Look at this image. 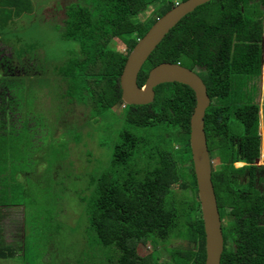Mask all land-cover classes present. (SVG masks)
Segmentation results:
<instances>
[{
	"label": "trees",
	"instance_id": "obj_1",
	"mask_svg": "<svg viewBox=\"0 0 264 264\" xmlns=\"http://www.w3.org/2000/svg\"><path fill=\"white\" fill-rule=\"evenodd\" d=\"M80 1L66 10L64 37L77 42L80 50L57 67L66 84L62 98L66 104L75 101L85 104L96 116L119 107L125 113L124 127L119 131L109 167L90 179L93 192L82 198L90 232L87 239L99 249L85 250L77 264H87L97 253H103L106 264H158L159 256L140 255L141 245L151 242L155 245L153 250H157L158 242L174 236L184 239L185 246L170 249L172 258L178 254L181 264H205L206 234L190 146L195 93L182 83H164L155 88L151 104L125 105L120 82L127 58L138 40L159 18L186 0ZM262 1L212 0L199 6L159 43L138 77L142 86L150 70L163 62L180 63L193 70L200 68L212 101L205 117L208 148L211 152L220 147L224 163L234 152L231 119L240 120L245 126L241 137L245 145L259 143L255 81L262 74ZM150 5H157L153 16L146 21L138 19ZM33 10L31 0H0V19L8 14L9 24ZM116 38L126 44L128 53L111 48ZM5 87L12 90L17 86ZM7 105L12 111L21 107L16 96L8 98L7 103L2 97V107ZM21 122L20 129L11 126L4 132L0 130V217L3 207L24 205L32 211L28 187L17 179L21 173L17 163L23 168L21 159L26 151L39 148L34 133L38 119L24 114ZM23 128L27 130L25 133L21 131ZM218 140L222 144L218 145ZM169 141L172 147L168 146ZM212 180L220 210L225 211L228 205L241 199L230 192L226 168L214 172ZM21 186L23 190L16 200L8 204L6 197ZM177 187L182 195L180 202L174 195ZM235 205V229L225 231L221 264H264V234L244 217V204ZM32 217L27 221L31 227L36 224ZM64 221L57 214L56 233L66 232L67 228L74 231ZM61 224L67 226L66 230ZM229 237L234 238L236 247L230 245ZM17 254V247L4 244L0 226V264Z\"/></svg>",
	"mask_w": 264,
	"mask_h": 264
},
{
	"label": "rangeland",
	"instance_id": "obj_2",
	"mask_svg": "<svg viewBox=\"0 0 264 264\" xmlns=\"http://www.w3.org/2000/svg\"><path fill=\"white\" fill-rule=\"evenodd\" d=\"M32 1L34 3L32 13L16 18L11 24L6 22V18H9L8 14H4L0 19V44H2L0 55H10L11 50L21 49L25 53L21 58L26 57V62L29 58L27 56H36L35 58L39 59L38 66L34 70L37 74L34 76L35 73L32 71L33 82L30 87L27 82V86L18 91L19 98L12 91L21 107L18 111L10 113V119L3 121L4 124L0 123V130L4 132L10 124L20 128L23 124L21 117L24 114L35 118L42 115L43 118L38 120L35 135L40 136V128L46 127L49 133L41 140L37 139L40 141L37 151L34 149L26 151L21 159L23 168L17 163V167L21 169L17 179L19 181L25 179L29 186L26 189L30 200H33V205L30 207L32 211H27L26 207L10 209L8 216L0 222V226L4 243L10 245L15 243L22 226H25L26 211L27 221L32 217L30 214L33 215L32 220L36 221L27 238L25 256L9 259L8 264H69L68 261L75 264L89 246L85 203L82 198L89 197L93 192L94 186L89 185L90 179L98 177L110 165L119 131L124 127L125 109L114 108L96 116L83 103L64 102L62 94L66 84L59 76L61 74L57 73V67L77 54L80 46L74 40L63 38L62 27L67 8L78 0ZM156 7L157 5H150L138 19L146 21L153 16ZM249 11L250 6L247 7V12ZM110 46L128 53V48L121 39H114ZM16 56L20 55L16 54ZM262 78L264 84V74ZM260 102L262 103L261 100ZM45 116L50 121L46 122ZM229 127L238 136L243 135L246 130L243 123L235 118L231 119ZM21 131L25 133L27 130L23 128ZM172 144L169 141L168 146L172 147ZM215 164H217L216 160ZM179 189V187L174 189L175 199L178 202L182 199ZM22 190V186L18 191L14 190L8 198L6 197V202L9 204L16 200ZM57 214L60 218L63 216V221L68 222L74 231L71 232L67 228L66 232L62 231L57 236ZM197 214L199 215V212ZM61 225L62 229L66 230L67 226ZM27 226H30L28 222ZM184 246L185 240L174 236L166 242H158L157 250H153L155 245L151 242L147 245L142 244L139 250L141 256L149 253L154 257L159 256L158 264H181V257L178 254H175L174 260L170 262L169 250L184 249ZM94 249L99 248L94 245ZM101 257H104L103 253L92 255L89 264L95 262L99 264L97 258L101 259ZM101 263L106 264V261Z\"/></svg>",
	"mask_w": 264,
	"mask_h": 264
},
{
	"label": "water",
	"instance_id": "obj_3",
	"mask_svg": "<svg viewBox=\"0 0 264 264\" xmlns=\"http://www.w3.org/2000/svg\"><path fill=\"white\" fill-rule=\"evenodd\" d=\"M212 0H186L175 5L159 18L148 33L138 40L130 52L121 75L122 99L128 105H148L154 102L155 88L160 84L178 82L195 93L196 106L191 117L190 146L197 180L200 209L206 234L205 264H221L225 249L222 221L213 184V160L205 131L206 112L211 105L207 85L193 69L180 63L163 62L152 68L146 82L140 86L139 73L159 43L185 16ZM264 74V47L262 49ZM261 77V78H262ZM263 79V78H262Z\"/></svg>",
	"mask_w": 264,
	"mask_h": 264
},
{
	"label": "flooded vegetation",
	"instance_id": "obj_4",
	"mask_svg": "<svg viewBox=\"0 0 264 264\" xmlns=\"http://www.w3.org/2000/svg\"><path fill=\"white\" fill-rule=\"evenodd\" d=\"M74 3L78 5V3H80V0H78L77 2L75 1ZM54 5L56 6L57 3ZM54 5L52 6L54 7L53 9H55ZM48 9L51 10V8H48ZM260 10L263 12L262 19H263V27H264V4L262 3L260 4ZM16 18H19V17H16ZM16 18H14L11 23L16 21L15 20ZM65 24L66 22L64 20V26L62 27L63 38H65L64 37ZM1 45L2 44H0V48H2ZM261 47L262 49L264 47V35L261 41ZM16 54H19L20 56L17 57ZM22 56H25V53L21 49H17L14 51L11 50L10 55H6V54L0 55V63H1L0 64V68H1V73H0V123H2L3 121L9 120L11 117L10 113L13 112L12 110L9 109L10 106L8 105L4 108L2 107V97H4L5 103H7L8 98H13L16 96L12 93L13 91L14 93H17V97L19 98L18 91L21 90L23 87H25L27 82H29L28 87H30L31 83L33 82V72L35 73L34 76L37 74L36 71L34 70L38 66L37 65V62L39 60L38 57L36 59L35 58L36 56L35 57L27 56L29 58L27 59V62H26V57L25 58L23 57L22 59L21 58ZM61 65H59L58 68ZM195 71L204 80L203 71L200 68H196ZM261 77L262 76H260V78L257 81H255L256 84L258 85V91H257V95L255 98V104L259 105V110H258L259 122H258V132H257L259 136L258 145L254 143H252L251 145H248V144L245 145L243 140L241 139V137L245 133L244 131L243 135L238 136L234 134V136L232 137L231 145L234 147V152L230 153L226 163H224L223 155H221L220 147L215 148L210 152L211 158L213 160V173L214 172L218 173L219 171H222L224 168H226L228 185H229L231 194L233 196L234 195L241 196V199L236 200L235 203L228 205L225 211L220 210V207H219V212H220L221 221H222L223 235L225 234V231L230 233L234 231L235 229L233 225L235 224V221L237 218V215H236L237 206L235 205L237 203L239 205L244 204V207L242 208V212H244V217L249 220L248 222L250 223V225L257 228L258 231L264 234V99H263L264 89L262 87L263 79ZM6 84L8 85L15 84L17 87L15 89L10 90L9 88L5 87ZM262 89H263V93H262ZM260 100L262 101V103L260 102ZM124 104L128 105L126 103ZM18 110L19 109H17V111ZM42 118H43L42 115H40L39 118H36V119L39 120ZM44 119L46 122L50 121V119L47 116H45ZM4 123L5 122H3L2 124ZM33 124L35 123H32L30 125H33ZM11 126L12 125L10 124L6 130L10 129ZM43 129L44 131H42ZM40 131H41L40 136H36L35 138L36 143L38 144H40L39 140L43 136L48 135L49 129L48 127L40 128ZM34 133L36 134V131ZM38 138L39 140H37ZM246 142H250V141H246ZM217 144L219 145L222 143L220 140H218ZM49 146H51V140H49ZM215 160L217 164H215ZM21 181L26 185V187H29L28 184L25 182V179ZM49 200L51 199L49 198ZM16 207H25V206L21 205V206L1 208L3 216L0 217V222L8 216L9 214L8 210L14 209ZM26 210L28 211L29 209L26 207ZM27 211H26V220L24 221L25 226L24 225L22 226V230L20 234L18 235V239L15 241V243L10 244L18 248L17 256L14 258H11V260L17 257H20V256H25L27 238L29 234L31 233V231L33 230L31 226H27V216H28ZM87 229H88V226H87ZM253 232H257V231H253ZM87 233L90 234V232L88 231ZM57 234L58 233H56V235ZM2 239H4V237H2ZM228 239H229L228 241L230 245L232 247H236L234 238L229 237ZM94 245L91 246L89 242L88 248L89 249L91 248L93 252H94ZM170 257H171L170 262H172L173 258L171 255ZM8 260L9 259L3 261V263L8 264ZM103 260L105 261L104 257H101V259L97 258V261H99V264H102L101 262ZM89 262L90 261H88V263L87 262L85 263L89 264ZM68 263L73 264L72 261H68ZM75 264H77V262Z\"/></svg>",
	"mask_w": 264,
	"mask_h": 264
},
{
	"label": "crops",
	"instance_id": "obj_5",
	"mask_svg": "<svg viewBox=\"0 0 264 264\" xmlns=\"http://www.w3.org/2000/svg\"><path fill=\"white\" fill-rule=\"evenodd\" d=\"M32 1V0H31ZM32 3H33V1H32ZM34 4V3H33ZM26 14H28V13H26ZM20 18V17H19Z\"/></svg>",
	"mask_w": 264,
	"mask_h": 264
}]
</instances>
